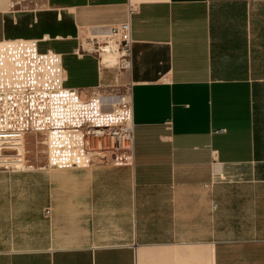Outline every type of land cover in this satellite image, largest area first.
I'll list each match as a JSON object with an SVG mask.
<instances>
[{
    "label": "crops",
    "instance_id": "crops-1",
    "mask_svg": "<svg viewBox=\"0 0 264 264\" xmlns=\"http://www.w3.org/2000/svg\"><path fill=\"white\" fill-rule=\"evenodd\" d=\"M127 20L132 152L53 161L28 116L0 264H264V0H0V129L12 96L101 87L82 41Z\"/></svg>",
    "mask_w": 264,
    "mask_h": 264
},
{
    "label": "built area",
    "instance_id": "built-area-1",
    "mask_svg": "<svg viewBox=\"0 0 264 264\" xmlns=\"http://www.w3.org/2000/svg\"><path fill=\"white\" fill-rule=\"evenodd\" d=\"M132 11L133 9L130 8V12ZM130 34L131 24L127 20L125 23L111 27L100 35L94 36L89 42L96 46L93 49L94 53L97 52L99 59L100 53L106 48L117 55L118 68L129 71L131 65ZM82 50L91 53L92 47L87 50L82 47ZM131 95V86L127 84L123 93L112 97H101L102 103L106 107L113 108V112H116L118 117L121 118V123L112 129L108 127L95 130L88 129L86 133L93 137L100 133V135L107 137V148L112 153L117 152L123 156H129L132 152L133 123L131 114L133 101ZM24 149V137L21 132L11 129H0V170H10L12 172L27 171L29 167L26 162L27 154Z\"/></svg>",
    "mask_w": 264,
    "mask_h": 264
},
{
    "label": "bare ground",
    "instance_id": "bare-ground-1",
    "mask_svg": "<svg viewBox=\"0 0 264 264\" xmlns=\"http://www.w3.org/2000/svg\"><path fill=\"white\" fill-rule=\"evenodd\" d=\"M105 49L103 53L109 52L113 55L110 50ZM100 101V99L82 101L73 93L60 91V93H37L31 97L16 95L12 96L8 101H3V103L11 105L15 109L18 129H26L24 120L28 116L35 120L36 124L33 127L40 128L42 126L40 124L43 121L44 128L50 127L53 129L51 140L49 139L54 154L53 161L61 162L67 159L68 161L76 162L78 159L82 161L86 156L83 147L80 146L81 142H83V135L79 132H73L76 126L74 124L75 121L71 123L66 120L67 117L71 116L73 119L91 120L95 123L103 121L113 123L118 118L121 123V118L118 117L116 112L106 113L101 110L103 104ZM46 111L48 112V116L44 114Z\"/></svg>",
    "mask_w": 264,
    "mask_h": 264
},
{
    "label": "rangeland",
    "instance_id": "rangeland-1",
    "mask_svg": "<svg viewBox=\"0 0 264 264\" xmlns=\"http://www.w3.org/2000/svg\"><path fill=\"white\" fill-rule=\"evenodd\" d=\"M103 44V43H101ZM104 46V45H102ZM82 47L83 49L87 50L89 49V47H92L91 53H94V47H96L95 45L93 46V43H90L89 40L88 41H82ZM94 48V49H93ZM106 50V49H105ZM95 55H97V52L94 53ZM93 54V55H94ZM100 66H101V70L104 71V69H108V72L106 74H104L103 76V81L101 84V87L96 88V90H91V91H84V92H80V93H75L76 97L79 100L82 101H88L89 99H94L96 97H112L115 95H119L121 93L124 92L125 88L127 87L126 84V74L127 71L121 70L118 68V57L115 54H110L109 52L107 53H100ZM110 58V59H109ZM86 92V93H85ZM102 101V100H101ZM100 101V102H101ZM102 103V102H101ZM102 110L103 112L106 113H112L114 110L111 107H106L104 105V103H102ZM89 122H85L83 121L82 123V130H78L80 131V133H82L83 135V142H81L82 144L80 146H89L88 149H85V154L86 155H91V156H95L96 158H102L104 156H111L114 157V155H120L117 152H113L111 150H109L107 148V141L108 138L104 137L102 135H100V133H97L98 135H96V137L91 136V135H87L86 133L88 132V129H97V128H102V127H108L110 129H112L113 127L117 126L120 124L118 118L113 121V123H107V122H92L91 120H88ZM98 126V127H97ZM22 132V134H25L24 130H19ZM37 132V135H33V136H29L28 134L26 135V139L24 141V148L26 149V152H28L27 150L28 148V144L32 145V147H37V148H48V134L49 131L48 130H37L35 131ZM24 149V150H25Z\"/></svg>",
    "mask_w": 264,
    "mask_h": 264
}]
</instances>
